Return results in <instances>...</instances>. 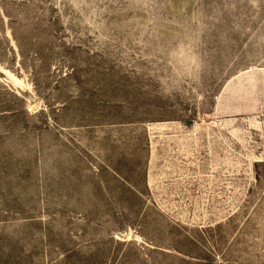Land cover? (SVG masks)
Masks as SVG:
<instances>
[{
    "label": "rangeland",
    "instance_id": "1",
    "mask_svg": "<svg viewBox=\"0 0 264 264\" xmlns=\"http://www.w3.org/2000/svg\"><path fill=\"white\" fill-rule=\"evenodd\" d=\"M0 68V264H264V0H0Z\"/></svg>",
    "mask_w": 264,
    "mask_h": 264
},
{
    "label": "bare ground",
    "instance_id": "2",
    "mask_svg": "<svg viewBox=\"0 0 264 264\" xmlns=\"http://www.w3.org/2000/svg\"><path fill=\"white\" fill-rule=\"evenodd\" d=\"M0 70H1L4 74L10 76V78L13 77V75H12L9 71L4 70V69H1V68H0ZM35 108H36V107H35ZM35 108H32V110H34Z\"/></svg>",
    "mask_w": 264,
    "mask_h": 264
}]
</instances>
